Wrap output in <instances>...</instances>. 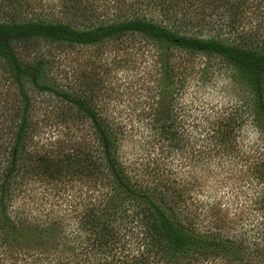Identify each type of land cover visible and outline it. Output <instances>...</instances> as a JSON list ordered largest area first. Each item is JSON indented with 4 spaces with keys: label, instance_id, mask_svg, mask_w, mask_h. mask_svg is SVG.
<instances>
[{
    "label": "trees",
    "instance_id": "obj_1",
    "mask_svg": "<svg viewBox=\"0 0 264 264\" xmlns=\"http://www.w3.org/2000/svg\"><path fill=\"white\" fill-rule=\"evenodd\" d=\"M27 1H0V68L12 88L10 103L0 92V264H264V228L255 239L226 233L230 226L221 224L217 204L203 212L186 202L178 173L161 155L149 169L125 167L117 155L118 133L94 105L97 88L56 83L47 60L30 61L20 49L33 41L74 47L126 37L152 42L160 77L146 118L162 141V153L169 146L180 149L189 137L172 106L182 89L176 87L175 53L220 60L245 87L243 121L250 119L263 139L264 28H248L244 21L264 12V0H135L136 9L134 4L118 8V16L95 24L81 3L60 21L30 16ZM38 97L60 102L61 124L85 122L95 149L74 142L41 149L44 121L36 120L34 111ZM227 128L232 134L228 124L220 137L211 136L221 152L231 139ZM259 157L256 204L264 214V148ZM74 180L95 182L87 195L65 198L63 208L49 203L41 218L15 207L30 182L54 186Z\"/></svg>",
    "mask_w": 264,
    "mask_h": 264
},
{
    "label": "rangeland",
    "instance_id": "obj_2",
    "mask_svg": "<svg viewBox=\"0 0 264 264\" xmlns=\"http://www.w3.org/2000/svg\"><path fill=\"white\" fill-rule=\"evenodd\" d=\"M27 2L32 5L27 9L30 16H49L60 21L68 17L70 8L81 3L89 10L85 17L95 24L115 18L120 8L129 9L135 0ZM135 7L138 5L134 4L131 8ZM139 9H144V6L139 5ZM151 14L154 16L146 15L158 18L155 13ZM248 15H252L251 11ZM244 23L248 28L263 29L264 12L252 15ZM20 49L30 61L47 60L48 70L56 83L72 89L97 88L92 96L94 105H97L99 112L109 116L113 130L118 133L117 155L125 167L135 169L144 166L149 169L153 160L161 155L164 162L178 173L180 194L186 202L199 206L198 210L203 212L211 206L210 203L217 204L215 211L221 218V224L230 226V231L226 230V233L254 239L255 233H261L264 214L256 204L259 203L257 198L261 187L255 167L262 159L258 156L264 148V134L262 139L253 129L250 119L243 121L246 90L229 66L217 59L175 53L176 87L181 86L182 89L178 95L176 93L172 106L178 115V125H185L189 137L180 145V149L172 150L169 146L162 153V141L158 142L156 131L150 119L146 118L150 105L156 100V84L160 77L158 51L152 42L126 37L96 47H74L33 41L21 45ZM11 91L0 68V92L3 98L8 94L7 103H10ZM35 103V119L44 121L38 142L40 146L43 145L41 149L53 151L60 142H63L64 148L74 142L79 148L88 146L95 149L93 136L85 122H81L82 125L79 122L68 125L60 123L59 101L51 97H38ZM228 124L232 134L228 128L226 132L230 133L232 141L227 142L226 149L222 147L223 153L219 146L214 147L215 141L211 136L220 137L225 131L223 127ZM141 178L145 179V176L141 174ZM94 182L87 181V184L74 180L54 186H45L39 181L30 182L23 195L16 200L15 207L29 216L35 214L41 218L49 203L63 208L65 198L87 195L89 186ZM55 191L57 195H54ZM51 207L57 211L56 207ZM57 214L61 216L62 212L58 211ZM71 221L67 219L66 222Z\"/></svg>",
    "mask_w": 264,
    "mask_h": 264
}]
</instances>
